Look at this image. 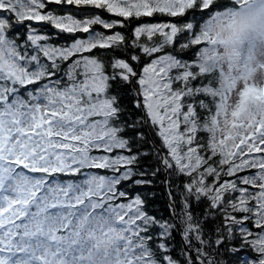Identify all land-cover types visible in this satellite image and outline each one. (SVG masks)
<instances>
[{
	"label": "snow or ice",
	"instance_id": "6c2138e0",
	"mask_svg": "<svg viewBox=\"0 0 264 264\" xmlns=\"http://www.w3.org/2000/svg\"><path fill=\"white\" fill-rule=\"evenodd\" d=\"M258 41L264 0H0V264H264ZM141 126L169 219L122 187L152 182Z\"/></svg>",
	"mask_w": 264,
	"mask_h": 264
},
{
	"label": "trees",
	"instance_id": "16d2710c",
	"mask_svg": "<svg viewBox=\"0 0 264 264\" xmlns=\"http://www.w3.org/2000/svg\"><path fill=\"white\" fill-rule=\"evenodd\" d=\"M60 11H67L68 13H71L73 15H76L80 18H83L84 16H90L97 14V10L92 9H81L77 10L74 7H69L68 9H60ZM104 16V18H115L110 17L108 14L100 13ZM147 21V18H144ZM156 21H159L161 19H166V17H161L157 15L153 18ZM140 21L133 20L132 23L125 29H117L120 31H124L127 34H131L132 27L135 26ZM152 22V21H147ZM99 28V26H97ZM103 30V29H99ZM21 32L24 31L23 28L20 29ZM43 31L47 33H53V29L48 26H43ZM73 37L65 34L59 35V37H54L53 42L54 43H70ZM119 54V53H117ZM114 91H118L121 94V100L120 104L121 107L125 109V118L132 122L134 120H137L143 116V112L134 106V98L132 92L129 90L128 86H117ZM142 131L145 132L146 139L144 141H138L135 143L133 147V151H140L147 153L146 156H143L139 162V168L142 171H146L148 175L143 177L146 180H151V184H145L141 186L131 185V182H128L126 185H122L127 191H129L132 194H140L145 200L147 201V210L151 215L156 216L160 219H169L170 218V211H169V196H168V184L166 183L167 180H171L174 184L179 185L184 181V178L176 179L174 176H169L165 171L162 169V166L159 163V158L156 155L157 148L160 145L159 139L156 138L154 132H149L148 129L143 128L141 126ZM126 136L135 137L137 133L135 131L128 130L125 133ZM153 141H155V144L157 148L153 147ZM156 168H161V171L157 173L155 177H152L150 173L154 171ZM64 179H67L69 177H62ZM140 177H134V179H138ZM131 185V186H129ZM179 200V196H177V201ZM207 205L206 202H195L193 201V210L194 213L200 214L206 209ZM157 231V230H154ZM174 244L177 249H179L181 245V236L177 233H174Z\"/></svg>",
	"mask_w": 264,
	"mask_h": 264
},
{
	"label": "clouds",
	"instance_id": "9594fccd",
	"mask_svg": "<svg viewBox=\"0 0 264 264\" xmlns=\"http://www.w3.org/2000/svg\"><path fill=\"white\" fill-rule=\"evenodd\" d=\"M257 56L261 61H264V43L257 42ZM256 80L260 83H264V69L256 73Z\"/></svg>",
	"mask_w": 264,
	"mask_h": 264
}]
</instances>
